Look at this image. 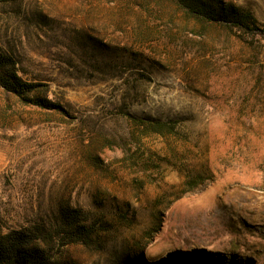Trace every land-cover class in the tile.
I'll return each instance as SVG.
<instances>
[{
    "label": "rangeland",
    "instance_id": "obj_1",
    "mask_svg": "<svg viewBox=\"0 0 264 264\" xmlns=\"http://www.w3.org/2000/svg\"><path fill=\"white\" fill-rule=\"evenodd\" d=\"M190 1L0 0L17 264H264V42Z\"/></svg>",
    "mask_w": 264,
    "mask_h": 264
},
{
    "label": "trees",
    "instance_id": "obj_2",
    "mask_svg": "<svg viewBox=\"0 0 264 264\" xmlns=\"http://www.w3.org/2000/svg\"><path fill=\"white\" fill-rule=\"evenodd\" d=\"M188 8L191 9L193 12H195L198 15H202L205 17H212V16H220L221 14H227L230 19L226 21L227 24H233V26L238 29L240 32L245 34L246 36L251 37H258L261 41L264 42V28L259 27L255 24V20L253 19L252 15L248 12H241L239 9H236L234 7L224 8L223 4L219 2L216 4L217 8L213 5V2L210 0H197L196 2H189ZM236 24V25H235ZM232 26V27H233ZM251 49H254V47H250ZM1 57V56H0ZM2 58H0V64H1ZM4 70V69H3ZM2 74L0 75V81L2 84H5L6 86H13L16 87L19 85L18 82L14 83L11 82L10 77L8 74H5L6 71H1ZM140 123L142 125H146L147 127L151 126L153 128H161V129H154L155 132H160L159 130L166 129L167 131L170 130L171 127L170 124L162 123V122H149L140 120ZM163 128V129H162ZM191 188H193V185H191ZM13 247L10 246V248L5 247L3 243V247L0 248V264H17L21 261V256L23 253L20 251H12ZM170 257H173L170 255ZM217 258H215L213 261L216 264H233L232 260H225L221 256L217 255Z\"/></svg>",
    "mask_w": 264,
    "mask_h": 264
}]
</instances>
